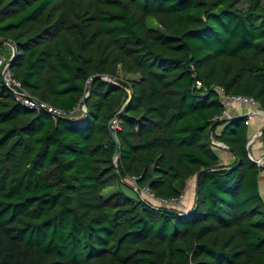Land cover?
<instances>
[{
	"label": "trees",
	"instance_id": "16d2710c",
	"mask_svg": "<svg viewBox=\"0 0 264 264\" xmlns=\"http://www.w3.org/2000/svg\"><path fill=\"white\" fill-rule=\"evenodd\" d=\"M5 42L14 79L72 115L24 106L0 65V264H264V168L220 91L264 109V0H0L10 62ZM202 169L187 212L141 193ZM118 182L138 196L105 197Z\"/></svg>",
	"mask_w": 264,
	"mask_h": 264
},
{
	"label": "built area",
	"instance_id": "2783aa9c",
	"mask_svg": "<svg viewBox=\"0 0 264 264\" xmlns=\"http://www.w3.org/2000/svg\"><path fill=\"white\" fill-rule=\"evenodd\" d=\"M10 46L9 42L6 43ZM0 65L2 66V75L4 82L7 87H9L15 94L17 99L21 101V103L26 106L29 109H35V110H47L52 114L54 118L57 117H68L72 115V112L66 111L64 109L58 108L52 104H50L47 101H44L42 99H39L38 97L32 95L28 90H26L22 83L20 81H17L12 76V73L10 71V62L6 61V58L4 56H0ZM197 85L200 86L201 82L197 81ZM222 93V101L225 106V111L223 117H227L230 114V110L237 105H243L248 108V114L249 118H251L253 115H262V113L259 112L261 109L260 103L258 100H256L252 96L242 95V94H226L223 92V90H220ZM77 109L84 110L85 106L83 102L79 104V107ZM252 114V115H250ZM249 118L246 122L249 125ZM118 126L117 120H113L112 122V128H116ZM213 143L220 147L219 141H213ZM261 166L264 168V155L262 158H259ZM131 182L136 186V178H131ZM141 193L145 198H147L152 204L164 206V207H170L178 209L177 206L181 205V201L184 198V193L180 195L179 197H173V198H157L154 193L151 192V190L148 187H143L141 189ZM187 212V210H185Z\"/></svg>",
	"mask_w": 264,
	"mask_h": 264
},
{
	"label": "crops",
	"instance_id": "0c3cea01",
	"mask_svg": "<svg viewBox=\"0 0 264 264\" xmlns=\"http://www.w3.org/2000/svg\"><path fill=\"white\" fill-rule=\"evenodd\" d=\"M247 111L248 108L246 106L237 105L236 107L230 110V114L227 117L245 115L248 114ZM249 121H250L249 122L250 131L248 137L250 139L255 133L259 131V129H261L264 126V116L253 115L251 118H249ZM222 128L223 126H220L218 128V131H221ZM260 137H257L254 143L250 146V151L252 155L257 159L262 158L264 155V142L261 140ZM219 153L222 160V164L224 165H229L233 163L234 160L236 159L234 154L230 151L220 150ZM259 185H260V193L264 198V172H262L260 175ZM195 200H196V177H193L187 182V187L184 191V198L181 201V206L179 209H181V211L190 210L194 206Z\"/></svg>",
	"mask_w": 264,
	"mask_h": 264
},
{
	"label": "water",
	"instance_id": "95a60500",
	"mask_svg": "<svg viewBox=\"0 0 264 264\" xmlns=\"http://www.w3.org/2000/svg\"><path fill=\"white\" fill-rule=\"evenodd\" d=\"M5 43H8V42H5ZM9 44H10V46H11L12 49H13V55H12V57H11V59H10V63H11V62L13 61L14 57L16 56L18 50H17V47H16L12 42H9ZM97 79H105V80H107V81H112V79H111L109 76H107V75H96V76L93 78V80H92L91 87H92V85L94 84V82H95ZM127 91H128V93L130 94V97H129V100H128V101H131V99H132V96H131V90H130V89H127ZM89 95H90V90L88 91L87 97H88ZM83 104H84V106H85V111H87V108H86V99L84 100ZM259 112L262 113V114L264 115V109L261 108V109L259 110ZM245 115H248V116H249V114H245ZM250 115H252V114H250ZM242 116H244V115L230 116V117H227V118H228V119H234V118H239V117H242ZM113 120H115V119H112V120L110 121V125L112 124ZM214 126H215V125H213V126L211 127V131H210L211 133L213 132V128H214ZM263 133H264V126H263L261 129H259V131H258L257 133H255V134H254V135L248 140L247 145H246V148H247V151H248V155H249V157H250V158H251L256 164H258L259 166H261L260 160H259V158L257 159V158H255V157L252 155V153H251V151H250V146L254 143L255 139H256L257 137L262 136ZM111 134H112L115 138H117V134L113 131L112 128H111ZM220 148H221L222 150L230 151V152L233 153L232 149H231L229 146H227V145H225L224 143H222V142H220ZM119 154H120V151H119V148L117 147V149H116V161H118ZM227 168H229V167H227ZM205 171H210V169H205V170L202 169V170H200L199 173L197 174V176H196V189H197L198 186H199V179H200V176H201V174H202L203 172H205ZM197 197H198V192H196V199H197Z\"/></svg>",
	"mask_w": 264,
	"mask_h": 264
},
{
	"label": "rangeland",
	"instance_id": "374dc122",
	"mask_svg": "<svg viewBox=\"0 0 264 264\" xmlns=\"http://www.w3.org/2000/svg\"><path fill=\"white\" fill-rule=\"evenodd\" d=\"M6 51H9V50H6ZM129 77H132V75H130ZM133 77H134V76H133ZM135 77H138V75H135ZM77 116H78V115H77ZM260 138H261V140L263 141V136L260 137ZM194 179H195V178H194ZM129 180H130V179H129ZM130 181H131V180H130ZM120 190L126 192L128 195H132V196H136V197L138 196L137 192H136L133 188H131L130 186H127V185L121 184L120 182L115 183V184H113V185H111V186L106 187V188L103 190V195H104L105 197H108V196H110L111 194H113L114 192H117V191H120ZM180 206H181V205H180ZM180 206H177V208L179 209ZM179 210H181V209H179Z\"/></svg>",
	"mask_w": 264,
	"mask_h": 264
}]
</instances>
